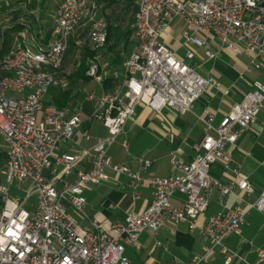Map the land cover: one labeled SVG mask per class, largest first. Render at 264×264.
I'll return each instance as SVG.
<instances>
[{"label":"built area","instance_id":"2783aa9c","mask_svg":"<svg viewBox=\"0 0 264 264\" xmlns=\"http://www.w3.org/2000/svg\"><path fill=\"white\" fill-rule=\"evenodd\" d=\"M9 2L0 0V7ZM136 5L135 45L122 70L95 63L107 42L108 21L94 0H62L49 40L41 43L34 36L33 47L17 44L0 59V136L6 148L0 168V264H131L127 249L139 247L143 232L157 233L170 222H187L189 230L200 236L202 251L187 264H207L216 250L230 264L237 254L229 249L227 239L242 234L252 210L264 214L263 189L257 199L224 204L221 212L199 222L215 192L221 194V203L236 188L249 196L256 193L248 176L233 164V156L240 133L258 123L264 80L255 81L217 126L216 113L205 109L199 116L207 130L201 151L191 162L173 154L168 177L143 176L152 164L147 158H139V170L133 171L110 154L138 105L146 104L157 114L167 108L186 114L193 112L209 88L225 95L230 92L218 77L201 74L162 41L177 19L185 25L181 47L187 43L205 46L207 60L227 50L238 56L248 54L251 65L246 72L252 67L264 69V0H136ZM12 13L9 9L7 24L0 22V46L12 25ZM79 33L84 36L78 44L85 41L95 53L88 57L89 73L103 88L100 95L95 90L87 93L88 101L98 103L88 120L108 130L91 147L80 145L92 138L81 115L46 102L52 91L63 92L70 86L64 59L71 39ZM211 42L217 43V51ZM195 56L187 50L189 59ZM109 77L113 85L107 90L104 81ZM68 142L77 144V151L61 153V146ZM85 160H91L92 168L77 170ZM217 165L231 174L227 182L212 174ZM110 171L127 176L135 200L141 198L144 186L152 188V199L142 213L132 212L110 225L91 218L84 226L70 209L85 216L86 188L110 180ZM75 172L76 179L71 181ZM15 181H30L25 198L10 196ZM177 193L184 196L182 206L172 201ZM32 197L36 203L30 210L26 205ZM259 256L264 262V250H259Z\"/></svg>","mask_w":264,"mask_h":264},{"label":"crops","instance_id":"0c3cea01","mask_svg":"<svg viewBox=\"0 0 264 264\" xmlns=\"http://www.w3.org/2000/svg\"><path fill=\"white\" fill-rule=\"evenodd\" d=\"M99 1L97 0L98 3H100ZM48 3L49 0H11L9 5L5 6L4 12L8 14L7 17H10L9 9H12L14 13H17V17L14 19L15 23H19L24 26V28L14 34L12 44L4 55L7 54L11 47L17 44L33 47L32 38L34 36L38 42H46L50 39L51 31L54 27V13L60 4L50 7ZM42 13L43 16L41 18L40 15H42ZM45 14H47L48 18H45ZM132 23L133 20L130 21L129 18L127 24L132 25ZM173 25L181 26L182 28L185 26L182 20L177 19L168 28L162 41L169 45L179 58L188 63V60H193L196 56L193 59H189L187 53H185L186 55L180 54L182 49L185 48H181L180 38H174ZM78 41L75 42L76 46H79ZM72 44H74V42L70 44L71 47L69 46L64 59V68L69 71L75 69L79 65L76 58L80 53L77 54V51L75 52ZM231 53L232 55L234 54L233 52ZM109 55L110 54L104 55V50L100 51L98 58L99 62L109 64ZM234 56L238 59L235 54ZM207 61L208 60H206V62ZM221 64L223 68L227 70V74H230L229 76L224 75L216 66L211 68L205 76L215 74L219 80L224 77L228 86H233L236 80L242 77L244 78L247 73L245 69L249 66L245 65L239 59L233 66ZM191 65L197 69V65ZM257 70L262 72L260 73V77L255 79V81L264 80V69ZM252 71L253 70L250 72ZM92 85L97 88L99 93L93 88H91L90 91L95 90L98 95L102 93L103 88L95 81L94 83L92 81L88 83L84 89L86 90V95L80 103H77L74 91L66 106L72 113H79L81 115L85 127L89 129L92 135L91 140L88 142L79 140L80 145L85 147L93 146L100 138L108 135L107 128L100 122L88 120L90 114L98 104L96 101L91 102L86 99L88 93L87 88L92 87ZM247 91L249 90H238L240 99ZM221 92L222 91H219L218 94L220 95ZM60 94L61 91H52L46 97V102L54 104V100ZM228 95L222 92V96ZM216 97L210 95L208 98H205L203 95L195 104L193 112H188L186 114H180L171 108H167L162 113L157 114L146 104L138 105L136 114L127 124L125 132L111 147V156L116 163L125 164L133 171L139 170V158H147L152 161V164L143 172V176L147 178L170 176L172 174L171 158L173 154H177L185 162H191L201 151V146L207 134V130L203 122L199 119V116L204 113L205 109L210 108L216 113L214 124L217 126L228 114L232 106L236 102L241 101L239 100L232 103L230 110L223 111L219 103L214 106ZM263 129L264 117L259 118L258 123L253 125L249 130L242 131L239 135L237 147L234 150L233 156V164L239 166L241 171L248 176L250 182L256 189V193L260 192L258 190L264 189V183H259L260 186H257V179L255 177L252 178L251 175L254 164L251 165L250 162L254 163L256 161L259 162V165L263 164V162H261L262 159H260L264 156V141L262 140L264 137ZM254 136H256V140H254ZM124 142L128 143V147L124 146ZM77 149V144L68 142L61 146L60 152L74 153ZM91 168V160H85L79 165L77 170L87 171ZM109 173L111 175L110 180L103 181L97 185H90L86 188L85 195L88 203L85 216L70 209L84 226L89 224L91 218H96L103 224L110 225L117 220H124L132 212L142 213L152 199V188L144 186L141 190V198L135 200L132 191L127 187V176L115 175L111 171ZM212 174L222 182H227L231 176L230 173L223 171L220 165L213 168ZM75 179L76 172L70 176L71 181ZM251 196L236 188L233 193L227 196L224 202L221 203V194L217 191L211 197L210 205L206 212L199 217V222L205 223L211 216L221 212L224 208V204L227 206H235L242 200L249 201V197ZM172 201L176 205L182 206L184 203V196L177 193L172 198ZM227 246L232 252L237 254L230 264H259L258 251L264 250V214L257 210H252L243 227L242 234L233 235L228 238ZM201 251L200 236L196 232H191L189 230V224L187 222H170L157 233L150 230L143 232L139 240V247L128 248L126 253L131 264H187L195 254ZM225 259L226 256L219 250H216L212 260L207 264H225Z\"/></svg>","mask_w":264,"mask_h":264},{"label":"rangeland","instance_id":"374dc122","mask_svg":"<svg viewBox=\"0 0 264 264\" xmlns=\"http://www.w3.org/2000/svg\"><path fill=\"white\" fill-rule=\"evenodd\" d=\"M9 1H11V0H9ZM23 1H25V0H23ZM29 1H31V0H29ZM61 1L62 0H49L48 6H50V7L51 6H55L57 4H60ZM94 1H97V0H94ZM31 3H29V4H31ZM3 5H5V3H3ZM1 10H0V22L3 21L2 24H7L8 23L7 22L8 14L4 12V9L2 11ZM1 13H3V14H1ZM100 13H102V10L100 11ZM42 16H43V13H42V15H40V17L42 18ZM46 17L48 18L47 14H45V18ZM126 17H125V21H127L129 19V17L127 15H126ZM184 28H185V26L182 28L181 26L173 25L174 38H177V39L180 38V42L181 43L185 42L184 38L181 37L182 30ZM126 29H127V25L124 26V30H126ZM83 36L84 35L82 33H79V34H76L75 36H73V38H72V42H74V44H72L73 45V49L75 50V52L76 51L78 52V51L81 50L80 53L87 50V56H91L92 52L88 48H86L87 45L85 44V41H84V43H82V45H79L80 47L78 46L79 47L78 50L76 48L77 46H76L75 42H77L78 40H82ZM134 42H135V37L134 36L131 37V42H130V45L128 47L124 45L123 41L121 42V44L119 45V48H120L119 50L122 52V56H124V57H128L129 56L130 52L132 51V49L134 47L133 46ZM211 43H212V49L214 51H217L219 49V46L217 45V43H215V42H211ZM181 48H185V49H182V51L180 53L181 55H186L185 53H187V50H193L196 53V58L193 59V60H188V63L197 65L196 67H197L198 71L201 74H203V75H207L209 70L211 68H213L214 66H216L215 63L216 64L217 63H223L224 65L233 66L234 64L237 63V60L239 59L245 65H251V62H250L251 58L247 54L241 55V56L236 55L237 58H238V59H236L234 54L232 55L231 51L227 50V51L221 52L217 59L208 60L206 62L207 57H206V52H205L206 51V47L205 46H200V45H197V44H194V43H187L185 47H181ZM83 55L84 54L82 53V55H79L76 58V61H78L79 64L82 61L83 57H81V56H83ZM97 62H99V60H95V63H97ZM91 65H92V63H89L90 68H91ZM108 65L110 67V64H108ZM90 70L91 69H89V71ZM113 70H121V69L117 68V69H113ZM252 70H253L252 72H247L246 76L244 78L242 77L241 79L236 80L234 82L233 86H228L227 85V81H226V79H224V77L222 79H220L221 83L223 84V87H225L226 89H229V91H230V94L228 96H222V92L219 95L218 94L219 91H217V89L215 87H211L204 94V97L208 98L210 95H214L215 97L217 96L216 97V101L214 103V106L217 105V103H219L220 107H221V109L223 111L230 110L231 104L240 100V96L238 94V90L239 91L240 90H243V91L244 90L245 91L246 90H251L253 88V82L255 81V79H258L260 77V73L262 71L257 70L254 67H252ZM213 75L216 76L215 74H213ZM92 81L94 83V78L92 79ZM86 86L87 85H83L80 88H75V90H74L75 91V93H74L75 95L74 96L77 99V103H80L83 100L84 96L86 95V90H84L86 88ZM91 88L96 89V91L98 92L97 88L94 87V85H92V87H90V88H87V91H90ZM262 117H264V107L262 108L261 113L258 116V119L262 118ZM263 131H264V129H263ZM254 140H256V136H254ZM262 140L264 141V137L262 138ZM5 149H6L5 148V142H4L3 138H2V136H0V153L4 154L5 153ZM3 157H4V155H0V159H2ZM260 159H262L261 162H263V164H261V165H259V162H256V161L254 163L250 162L251 165L254 164V166H253L254 168L252 170V174L251 175H252V178L255 177L257 179V183H256L257 186H260L259 183H261V184L264 183V156H263V158H260ZM3 165H1V166H3ZM245 169H246V167H245ZM46 174L49 175V172L47 171ZM30 190H31L30 181H27L24 184H21L20 182L15 181L13 183V185L11 186L10 196L11 197L25 198ZM258 191H261V189L258 190ZM258 195H259V192H257L253 196L249 197V199L250 200H255V199H257ZM35 203H36V199H35V197H32L27 202L26 207L28 209H30V210H33L34 206H35ZM0 208H1V206H0Z\"/></svg>","mask_w":264,"mask_h":264},{"label":"trees","instance_id":"16d2710c","mask_svg":"<svg viewBox=\"0 0 264 264\" xmlns=\"http://www.w3.org/2000/svg\"><path fill=\"white\" fill-rule=\"evenodd\" d=\"M100 4H101L102 13L106 16L108 21L107 42L106 45L101 49V51L104 50V55L110 54L109 64L111 69L118 68L122 70L123 63L126 57L122 56V52L119 50L120 49L119 45L123 41L124 45L128 47L131 42V37L135 36L132 25L126 24L127 21H125V17L127 15L130 18V21L131 20L134 21V16L137 10L136 0H100ZM5 6L6 5H2L0 7V10L5 9ZM16 17H17V13L13 12L12 25L6 30L5 40L3 44L0 46V59L3 58L4 54L12 44V39L14 38V34L24 28V26L20 25L19 23H15L14 19ZM125 25H127L126 30H124ZM71 43H72V39L70 44ZM134 45L135 42L133 46ZM79 47L77 46V48ZM80 51H78L77 54H79ZM82 53L84 55L81 56L83 58L78 67L72 69L71 71L66 70L64 68L66 71L69 72L70 86L67 90L61 92V94L54 100V104L59 108H66V106L68 105V101L70 100V96L74 92L75 88H80L83 85H87L93 79V77L89 73L90 66L88 63V57H94L95 53L92 52L91 56H87V50L81 52L80 55H82ZM216 66L222 73H224V75L227 76L230 75L227 74L226 72L227 70L223 68L221 63H217ZM112 85H113V79L110 77L106 78L104 81L105 89L109 90L112 87ZM242 98L243 97H241L240 100H242ZM0 155H4L3 157L4 159L3 158L0 159V167H2L1 165L5 163L6 155L5 153L4 154L0 153ZM259 264H264V262H261Z\"/></svg>","mask_w":264,"mask_h":264},{"label":"water","instance_id":"95a60500","mask_svg":"<svg viewBox=\"0 0 264 264\" xmlns=\"http://www.w3.org/2000/svg\"><path fill=\"white\" fill-rule=\"evenodd\" d=\"M258 258H259V261H260V263L262 262V260L260 259V256H259V251H258Z\"/></svg>","mask_w":264,"mask_h":264}]
</instances>
